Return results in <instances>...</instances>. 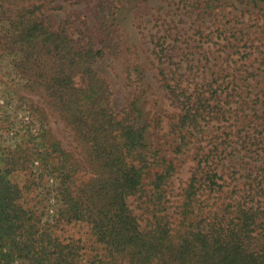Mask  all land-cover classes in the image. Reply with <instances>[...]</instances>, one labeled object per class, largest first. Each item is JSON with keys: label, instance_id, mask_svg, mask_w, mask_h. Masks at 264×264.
Listing matches in <instances>:
<instances>
[{"label": "trees", "instance_id": "16d2710c", "mask_svg": "<svg viewBox=\"0 0 264 264\" xmlns=\"http://www.w3.org/2000/svg\"><path fill=\"white\" fill-rule=\"evenodd\" d=\"M55 1L0 0V91L23 102L34 118L56 112L76 150L44 125L24 139L31 155L0 141V264L22 258L81 264L82 247L57 237L21 203L28 186L18 185L16 173L34 157L57 181L59 223L88 225L100 264H264V208L250 206L253 200L211 205L201 198L222 189L218 152L199 160L179 204L170 205L166 189L172 163L147 190L150 170L166 160L146 142L150 124L135 102L121 116L113 113L107 83L96 71L115 37L113 8L101 3L107 28L100 32L107 38L98 40L87 28L82 41H73L65 26L55 29L45 16Z\"/></svg>", "mask_w": 264, "mask_h": 264}, {"label": "rangeland", "instance_id": "374dc122", "mask_svg": "<svg viewBox=\"0 0 264 264\" xmlns=\"http://www.w3.org/2000/svg\"><path fill=\"white\" fill-rule=\"evenodd\" d=\"M103 1L113 8L116 32L96 71L107 83L110 107L121 116L135 102L150 124L146 142L167 162L160 159L150 170L147 190L172 163L173 176L165 187L170 205L179 204L199 160L213 151L219 153L217 165H223L222 189L202 200L211 205L253 200L250 206L264 208V2L56 0L45 16L55 29L65 26L73 41H82L87 28L105 39ZM47 117L34 118L23 102L0 91V141L5 146L20 144L31 155L24 139L44 125L76 152L69 127L56 112ZM195 120L199 125L194 128ZM27 166L15 179L28 186L21 203L42 226L52 225L57 237L82 247L81 264H100L95 258L100 247L88 225L59 223L63 201L55 178L36 157ZM130 201L140 214L138 201ZM22 262L27 264L23 258L17 261Z\"/></svg>", "mask_w": 264, "mask_h": 264}]
</instances>
